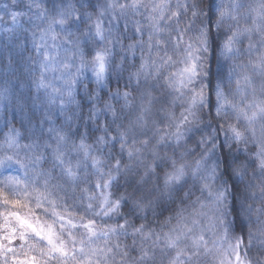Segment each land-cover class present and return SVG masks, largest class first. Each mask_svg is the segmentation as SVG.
<instances>
[{
    "label": "trees",
    "instance_id": "obj_1",
    "mask_svg": "<svg viewBox=\"0 0 264 264\" xmlns=\"http://www.w3.org/2000/svg\"><path fill=\"white\" fill-rule=\"evenodd\" d=\"M233 2L0 0L1 248L74 264L28 216L74 247L94 225L90 264H264V137L237 111L264 102V0ZM9 158L39 161L11 185Z\"/></svg>",
    "mask_w": 264,
    "mask_h": 264
},
{
    "label": "rangeland",
    "instance_id": "obj_2",
    "mask_svg": "<svg viewBox=\"0 0 264 264\" xmlns=\"http://www.w3.org/2000/svg\"><path fill=\"white\" fill-rule=\"evenodd\" d=\"M224 3L225 7L223 19H227L228 15H231L233 10V0H220ZM235 5V4H234ZM228 14V15H227ZM241 15L250 16L248 10L241 12ZM254 15V14H253ZM240 16V15H239ZM232 48V47H231ZM231 49H228L230 51ZM101 65H99V69ZM255 98V99H254ZM237 111L247 119L249 125L254 129L257 134V137H264V102H261L257 97H242L240 100V105L238 106ZM219 108H222V105H219ZM16 141L14 134H6V136L0 140V146H9L12 147L13 143ZM260 167L257 170H260L261 173H264V151L263 155L260 157ZM8 159V158H7ZM4 159L1 163V166L5 170H9L7 173L6 183L15 185L16 179L23 176L27 178L28 170H34L37 168V162L39 158L35 159L31 164H19L15 160ZM34 167V168H33ZM23 217V216H22ZM19 218V217H18ZM29 218V219H27ZM25 219H19L24 223L25 233L31 237L32 246H34V251L40 252L42 243H46L51 247L54 252L62 257V259L71 260L74 264H90V262L99 255L100 250L96 248V245L92 244L97 235L102 233H97L96 227L90 223H85L84 221L78 220L75 224H72V227H79L82 229L81 232L76 231L74 237L77 238L81 243L73 245V237L66 235L65 229L62 227V224L59 227H56L55 224L47 223L42 220L35 221L27 216ZM39 222V223H36ZM68 232V231H67ZM66 240V242H65ZM92 244V245H91ZM78 247V248H77ZM0 253L3 255V259L7 263L15 261L16 264H40L36 260L42 257L37 255H32V261L16 259L18 253L16 250L6 249L0 247ZM36 259V260H34Z\"/></svg>",
    "mask_w": 264,
    "mask_h": 264
}]
</instances>
